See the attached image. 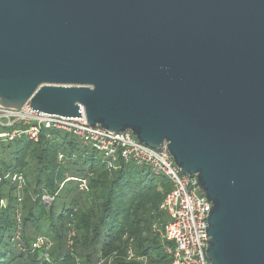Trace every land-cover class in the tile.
I'll list each match as a JSON object with an SVG mask.
<instances>
[{
    "label": "water",
    "instance_id": "95a60500",
    "mask_svg": "<svg viewBox=\"0 0 264 264\" xmlns=\"http://www.w3.org/2000/svg\"><path fill=\"white\" fill-rule=\"evenodd\" d=\"M166 148L210 264H264V0H0V107Z\"/></svg>",
    "mask_w": 264,
    "mask_h": 264
},
{
    "label": "trees",
    "instance_id": "16d2710c",
    "mask_svg": "<svg viewBox=\"0 0 264 264\" xmlns=\"http://www.w3.org/2000/svg\"><path fill=\"white\" fill-rule=\"evenodd\" d=\"M9 171L22 173L26 188L15 205L14 188L0 184V198L9 199L0 208V264H171L153 232L155 222L165 221L158 208L170 184L148 167L118 160L109 170L94 149L48 130L37 143L1 146L0 176ZM66 177L86 179L88 191L74 181L59 189ZM39 237L48 246L33 248ZM129 250L133 260L126 258Z\"/></svg>",
    "mask_w": 264,
    "mask_h": 264
},
{
    "label": "built area",
    "instance_id": "2783aa9c",
    "mask_svg": "<svg viewBox=\"0 0 264 264\" xmlns=\"http://www.w3.org/2000/svg\"><path fill=\"white\" fill-rule=\"evenodd\" d=\"M80 111V118H62L32 113L27 104L19 110L0 107V144L17 141L34 144L45 131L54 130L76 138L83 146L97 151L104 158L109 170L115 169L118 160L148 167L156 176L164 177L170 184V191L158 208V214H162L166 220L163 224L155 222L153 232L158 235L171 264H210L206 258L208 237L205 235L209 203H204L205 197L196 179L183 176L179 169H175L166 148H147L130 132H101V128L89 126L83 109ZM64 159L62 153L58 155L59 161ZM5 181L14 188L15 205H21L26 188L23 174L9 171L0 176V184ZM68 181L77 182L79 191H88L86 179L71 177H66L59 184V189ZM43 200L47 201L48 198L43 197ZM7 205L9 199L1 197L0 208ZM72 236L73 234H70L69 238ZM45 246H48V241L42 237L37 238L32 245L35 249ZM126 258L134 259L131 250L127 252ZM137 260L145 263V260ZM42 262H50L47 254L43 255Z\"/></svg>",
    "mask_w": 264,
    "mask_h": 264
},
{
    "label": "rangeland",
    "instance_id": "374dc122",
    "mask_svg": "<svg viewBox=\"0 0 264 264\" xmlns=\"http://www.w3.org/2000/svg\"><path fill=\"white\" fill-rule=\"evenodd\" d=\"M74 140H77L76 138H74ZM79 141V140H78ZM80 142V141H79ZM81 143V142H80ZM2 145H5V144H0V151H1V146ZM99 156H101L100 154H99ZM48 201V200H47ZM164 219L166 220V217H164Z\"/></svg>",
    "mask_w": 264,
    "mask_h": 264
}]
</instances>
